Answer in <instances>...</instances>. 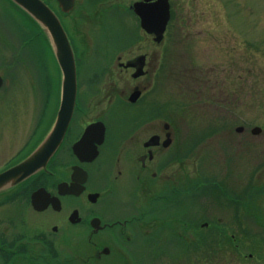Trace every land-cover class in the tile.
I'll return each mask as SVG.
<instances>
[{
	"label": "rangeland",
	"instance_id": "374dc122",
	"mask_svg": "<svg viewBox=\"0 0 264 264\" xmlns=\"http://www.w3.org/2000/svg\"><path fill=\"white\" fill-rule=\"evenodd\" d=\"M170 2L172 19L160 46L130 12L134 0H77L73 19L65 20L77 30H73L74 47L84 63L79 66L80 79L81 75L86 81L90 75L107 73L97 89L105 94L116 89L117 102L126 109L131 108L127 98L134 86L132 77L118 73L117 63L108 67L103 51L118 49L121 55L130 57L150 47L152 99L169 106L168 119L179 127L184 146L187 141L200 139L193 159L184 163L181 197L182 206L191 208L182 212L195 221L183 216L181 225L173 224L181 227L183 237L179 242L169 239L170 232H157L159 222L153 226L152 241L143 242L144 228H135V264H264V133L252 134L255 126L264 129V0ZM2 12L0 64L7 78L0 91L1 132L25 124L31 112L38 115L39 122L45 95L59 93L61 76L56 60L48 61L45 40L39 38L30 43L29 50L36 59L32 66L26 55L33 72L25 79L28 74L14 62L17 45L28 35L20 31L21 22L12 12ZM81 17L82 26L73 27ZM115 30L123 31L126 39L117 37ZM147 81L139 80L142 84ZM28 93L30 101L25 102ZM239 126L245 128L244 132L236 131ZM25 130L18 141L27 133ZM173 179L181 186L177 171ZM161 181L163 185L166 177L152 188V196L160 194ZM209 184L221 186L230 200L245 197L248 188L250 191L243 198V207H226L223 200L219 203L211 196L198 197ZM192 185L194 189H190ZM154 210L162 214V204H156ZM202 223L208 226L199 227ZM215 226L224 229L221 231L226 236H217ZM150 229L146 228L147 234ZM203 236L206 244L194 249L193 244ZM162 238L167 239L161 242ZM233 244L241 247L236 250ZM92 252L88 244L87 264H93ZM114 259V264H127L120 254Z\"/></svg>",
	"mask_w": 264,
	"mask_h": 264
},
{
	"label": "flooded vegetation",
	"instance_id": "af4514ba",
	"mask_svg": "<svg viewBox=\"0 0 264 264\" xmlns=\"http://www.w3.org/2000/svg\"><path fill=\"white\" fill-rule=\"evenodd\" d=\"M44 1L54 9L55 0ZM6 3L26 16L20 31L28 38L17 45L14 63L28 74V79L36 59L29 50L30 43L45 40L48 61L55 56L41 28L11 0H0V14ZM103 52L108 67L117 63L118 73L132 77L130 94L138 89L141 98L131 103V108L121 107L116 89L108 94L97 89L107 70L105 75H90L84 81L79 71V62L83 61L77 58L76 109L61 146L47 170L0 193V264H87L88 244L93 248V264H114L119 254L130 260L128 250L136 237L133 231L137 227L142 230L152 213V188L166 177L165 189L162 181L159 189L161 200L175 202L183 194L184 163L192 155L184 154L179 127L168 119V105L152 99L150 47L130 57L121 55L118 49ZM142 55L144 75L135 78L137 68L125 64ZM2 67L0 64L5 85L7 77ZM160 74L162 79V69ZM141 79L148 81L142 84ZM25 99L30 101L29 93ZM60 103V92H47L39 122L38 115L31 112L22 126L0 131V173L23 162L47 137ZM25 129L27 133L18 141ZM176 171L181 186L173 179ZM104 237L106 240L101 241Z\"/></svg>",
	"mask_w": 264,
	"mask_h": 264
},
{
	"label": "water",
	"instance_id": "95a60500",
	"mask_svg": "<svg viewBox=\"0 0 264 264\" xmlns=\"http://www.w3.org/2000/svg\"><path fill=\"white\" fill-rule=\"evenodd\" d=\"M12 1L25 10L42 27L50 40L62 72L61 103L54 127L43 142L23 162L0 173V193L14 188L30 176L46 169L49 161L61 145L69 127L75 110L78 92L75 53L58 14L43 0ZM56 1L62 13L69 14L76 8V0ZM132 8L140 18L143 30L148 34L154 35L157 43H162L172 16L170 0H136ZM144 65L145 57L140 56L136 60L129 62L126 67H137L138 69L134 76L139 77L144 74ZM2 85L3 79L0 75V88ZM140 96L141 91L136 89L131 95L130 101L136 102ZM237 131L239 133L243 132L244 128L239 127ZM252 132L254 135H260L263 129L255 127Z\"/></svg>",
	"mask_w": 264,
	"mask_h": 264
},
{
	"label": "trees",
	"instance_id": "16d2710c",
	"mask_svg": "<svg viewBox=\"0 0 264 264\" xmlns=\"http://www.w3.org/2000/svg\"><path fill=\"white\" fill-rule=\"evenodd\" d=\"M101 12V11H100ZM220 190H222V189H220ZM217 192V191H216ZM222 193H224L223 191H222ZM218 194V193H217ZM217 194H216V196H217ZM222 244V243H221ZM225 244H223V246H224ZM235 246V249L236 250H239V248L241 247V245L240 244H238V245H235V244H233V247ZM220 247V244H217V248H219Z\"/></svg>",
	"mask_w": 264,
	"mask_h": 264
}]
</instances>
